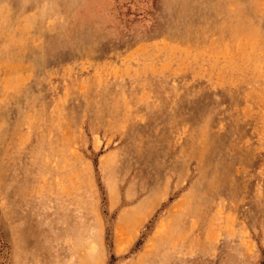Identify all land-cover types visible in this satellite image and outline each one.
Returning <instances> with one entry per match:
<instances>
[{
  "label": "rangeland",
  "instance_id": "374dc122",
  "mask_svg": "<svg viewBox=\"0 0 264 264\" xmlns=\"http://www.w3.org/2000/svg\"><path fill=\"white\" fill-rule=\"evenodd\" d=\"M0 264H264V0H0Z\"/></svg>",
  "mask_w": 264,
  "mask_h": 264
}]
</instances>
